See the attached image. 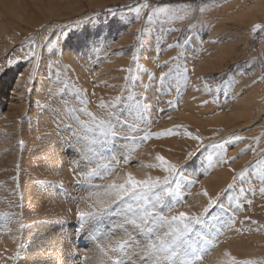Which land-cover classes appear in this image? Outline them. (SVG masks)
<instances>
[{
  "label": "rangeland",
  "instance_id": "374dc122",
  "mask_svg": "<svg viewBox=\"0 0 264 264\" xmlns=\"http://www.w3.org/2000/svg\"><path fill=\"white\" fill-rule=\"evenodd\" d=\"M52 1L61 5L65 14L41 18L39 12L33 10V14L23 17L22 21L26 25L18 21L13 24L6 16H0V25L13 31L6 32L0 38V65L6 66L7 59L27 54L33 42L38 54L32 64H17L0 73V233H10L15 224L16 244L21 246L17 248L19 255L16 264H32L34 258L48 256L55 263L56 256L67 263L70 249L68 245L65 251V240L58 242L57 248L48 251L29 248L28 237L32 235L29 225L49 221L53 224V221L65 218L69 220L68 225L72 226L71 237L77 236L74 231L77 207L87 210V205L96 199H82L87 196V192L82 186L76 185V181L72 188L58 184L49 177L46 162L55 147L58 152L61 151L59 137L70 135L69 129L78 133L84 145L81 154L84 158L76 157L71 149H63L61 155L67 157L68 161L79 160L81 170H98L101 176H109V179L115 177L109 175L105 165L109 170L115 169L121 174L130 167L137 175H163L159 169L148 167L156 163V153L173 162L181 160V175L175 183L179 186L178 195L184 198L185 207L179 206L181 200L177 196L171 198V203H167L166 197V207L175 206L173 214L179 211L204 213L207 197H204L206 200L203 204H197L192 196L202 194V179L210 175L212 170L221 168L226 171L230 180L224 191L212 196H219V200L197 226V234L193 237L194 246L199 249L197 254L203 256L204 260V251L208 247L213 248V251L224 249L228 242L227 236L233 230L234 233H242L239 240L242 236L248 243H256L255 248L249 247L252 252H258L253 259L264 258L262 235L253 232L256 224H252V221H257V224L264 225V210L260 208L264 205L261 203L256 206L252 199L260 196V187L264 188L260 175L254 167H248L245 178L237 180L235 186L225 192L236 173L248 166L249 162L254 165L264 155V30H257L256 33L252 31L255 25L264 23L249 24L255 16L243 15L247 7L254 11L257 0H148L150 5H170L179 9L176 16L182 19L171 21H148L144 16L134 20L133 15L126 10L121 12L124 6L136 5L142 0H118L115 4L107 2L100 5L95 0L97 7L91 8L84 1L77 3L80 7L74 4L77 0ZM189 5L195 10H188L187 17L191 18H185V10ZM110 8L117 11V16L105 15ZM27 18L32 20L29 22ZM201 19L206 22L204 27L198 24ZM80 20L85 22L70 26L73 21ZM190 24L197 25V39H203L202 47L183 46V31ZM177 38L182 42L180 46H176ZM218 47L224 53L213 57ZM133 55L137 57L135 61ZM206 56L207 59L209 56L214 58H211L209 70L200 69V59ZM174 57L178 58L173 60ZM165 61H169L167 67H163ZM185 66L187 72L184 71ZM128 68L132 69L131 74L121 70ZM169 69L172 70L171 75L161 85V72L168 73ZM247 89L255 90L258 94L257 106L253 105V115L247 116V123L241 122V128H231L229 123L223 126L211 124L203 128V118L220 110L228 111ZM117 97H122V100L119 102L120 107L114 111L118 116L123 111L120 118L126 119L127 127L116 125L120 135L110 139L105 148H100L92 144L99 132L88 131L86 125L91 123V118L81 109L86 107L88 112L99 117L105 111L99 107L100 103L116 104ZM185 98L191 101L193 110L183 107ZM81 100H86L87 104L81 103ZM189 112L199 119L196 120L200 124L198 127L194 128L188 123L187 118L196 119ZM228 126L232 130L229 131ZM168 129L178 134L157 137L158 133ZM185 130L194 136L199 135L203 145L222 142L233 133L244 139L227 144L223 150L210 146L200 148L190 160H186V153L196 149L201 142L188 138ZM149 134L148 140L141 139ZM25 145L32 148L30 152H24ZM252 147L258 155H254ZM241 150L245 151L239 155ZM125 155L131 158L130 165H125L121 159ZM234 156H238L235 162L237 166L224 162ZM71 169L62 172V178L68 182L75 179ZM107 182L98 178L92 181L94 184ZM42 185L48 187L47 191L42 189ZM80 190L83 191L78 192ZM253 205L258 208L256 212L261 214L260 217L254 216ZM115 206L117 211H122V204ZM48 207L51 210L49 212ZM113 207L109 210L113 211ZM21 213L23 228H19L16 221ZM122 231L118 228L117 234ZM257 231L264 236V232L258 228ZM84 232L87 233L86 228ZM107 244L112 245V242ZM95 251L100 252L99 249ZM14 256L11 252L6 258L0 259V264H15ZM69 261L75 263L74 259ZM174 261L178 264V258H174Z\"/></svg>",
  "mask_w": 264,
  "mask_h": 264
},
{
  "label": "snow or ice",
  "instance_id": "6c2138e0",
  "mask_svg": "<svg viewBox=\"0 0 264 264\" xmlns=\"http://www.w3.org/2000/svg\"><path fill=\"white\" fill-rule=\"evenodd\" d=\"M222 2V0H221ZM127 11L132 14L134 20H140L142 16L148 21L153 19H161L162 21H171L176 19H182L176 16V12L179 9H174L170 5H150L148 0H142V2L136 5H126L121 12ZM188 10H195V8L189 5V8L185 10L186 17ZM203 11V9H200ZM146 13V15H145ZM106 16L115 17L117 11L115 9H107ZM98 18V17H97ZM84 20L73 21L71 27L78 26L84 23ZM200 27H204L206 22L201 19L198 21ZM257 30H264V25L257 24L253 27V33ZM141 31V30H138ZM199 32L196 24H190L186 30L183 31V46L187 48L188 45L203 46V39H197ZM59 39V37H57ZM50 43V41H49ZM181 40L177 38L176 46L181 45ZM168 47H173L169 45ZM36 45L33 42L29 45L27 54H21L14 59H7L6 66L0 65V73L5 72L8 68H11L17 64H25V66L32 64L38 55L35 51ZM179 56V54H178ZM178 57H174L173 60ZM132 59L135 61L137 57L133 55ZM169 61H165L163 67H167ZM131 74L132 69H121ZM185 72L188 71L185 66ZM195 71V68L192 69ZM172 70L169 69L168 73L161 72L159 82L163 85L164 81L171 75ZM127 79V77H126ZM215 79V77H213ZM211 91V89H209ZM87 95V93H84ZM116 104H106L101 102L99 107L104 109V114L101 116L94 115L88 112L87 108L81 109L86 115L91 118V123L86 125L88 131L99 132L98 137H94L92 144L98 145L100 148H105L110 139H115L120 135L119 129L116 125L127 127L126 119H121L123 111L119 116L114 111L117 107H120V101L122 97L116 98ZM81 103L87 104L86 100H81ZM170 103V102H169ZM207 103V101H205ZM111 108L112 111H108ZM161 112L164 109H160ZM59 127V125H58ZM179 127V126H177ZM68 136H61L60 147L63 149H71L80 159L84 157L81 154L84 152V145L78 138V133L71 132ZM178 133L173 129L165 130L157 134L160 136L177 135ZM185 135L195 141L201 142L202 138L199 135H193L191 132L185 130ZM150 138L149 135L143 136L141 139L146 141ZM244 139L242 136L235 133L232 136L224 139L222 142H213L211 145H203L202 142L198 143L197 148L186 153V160H190L196 152L203 147H212L214 149H225L229 143L240 142ZM23 143L22 141L20 142ZM91 150V149H89ZM254 155L257 154L254 147L251 148ZM245 150H241L239 155H242ZM238 156L231 157L230 160H225V163H235ZM125 165L132 163L129 156H122ZM156 163L148 165L150 168L159 169L163 175H152L145 173L143 175L135 174L131 168L124 171L122 174L117 173L115 169H108L105 165V170L109 172V175L115 178L109 179V176H101L98 170L83 171L79 168V160L74 163L76 166L72 167L71 171L76 179V185L82 186L87 192V196L83 197L84 200H91L96 197L92 203L87 205V210H83L77 207L75 216L76 224L74 231L77 236L84 232L86 226H95L99 218L113 206L122 204V211L119 215L121 223L116 227L125 229L127 239L121 240L114 247L111 244L97 243L96 248L107 258V261L111 264H175L174 258H178V264H199L203 259V256L198 255L199 249L194 246L193 237L197 234V226L201 224L202 219L206 216L210 209L215 206L219 200V196L212 197L207 190L202 192V195L207 197V207L204 209V213L196 214L186 211H179L173 214L174 207H166L167 203H171V198L177 196L181 200L180 207H185L183 203V197L178 195V185L175 183L178 177L181 175V165L183 162H173L167 159L160 153L155 155ZM118 163V161H117ZM248 167H254L260 175L261 181L264 182V155H261L253 165L249 162V165L243 168L241 171L233 176V182L228 185V190L235 186L237 180H243L248 174ZM235 171L234 169H230ZM98 178L100 180H107V183L94 184L93 179ZM260 195L264 197V188L260 190ZM251 204V201H248ZM190 207V206H188ZM71 211V210H69ZM248 219V218H246ZM17 226L19 228L24 227V218L21 213L16 217ZM252 224H257V221H252ZM132 225V233H127L126 226ZM260 228H264V225H259ZM199 239V236L196 237ZM94 241L102 240V236H92ZM21 246L17 245L19 249ZM111 253V255H110ZM19 253L13 257L18 258ZM69 258L78 256V253L69 250L67 253ZM224 256L227 258L225 264H264V258L260 260L256 259H244L237 260V258L231 255L230 252L225 251ZM191 257V259L185 258ZM32 264H53V258L37 257L33 259Z\"/></svg>",
  "mask_w": 264,
  "mask_h": 264
},
{
  "label": "bare ground",
  "instance_id": "6f19581e",
  "mask_svg": "<svg viewBox=\"0 0 264 264\" xmlns=\"http://www.w3.org/2000/svg\"><path fill=\"white\" fill-rule=\"evenodd\" d=\"M81 1L86 2V5H88V7H90V8L93 6L97 7V4H95V0H77V2L75 1L74 4L75 5L81 4L80 3ZM96 1L100 2L99 5L107 3V2H110V4L111 3L115 4L116 2L118 3V0H96ZM254 8L255 9L252 12L251 7H247V10L244 12L243 15L244 16L254 15L255 16L253 18V21H251L249 24H256L259 22L264 23V0H257L255 2ZM33 10H34V12H39V15H41V18L42 17L43 18L44 17L49 18V16L51 14H56L58 16V15H61L63 13V7L61 5L54 4V1H52V0H0V16L3 18L7 17L8 19H10L11 22H13V24L18 23V22L23 23L24 22V21H22L24 19L23 17L28 16L30 14H33ZM63 14H65V13H63ZM35 18H37V17H35ZM28 20L30 22L32 19L31 20L28 19ZM23 24H25V23H23ZM38 25L40 26V24H38ZM17 28H18V26H17ZM6 29H7V27H3L0 25V38L4 34H6V32L7 33L12 32L13 33V31L8 30L9 28L7 30ZM15 33H17V32H15ZM89 47L91 48V46H89ZM216 50H217V53L214 54L213 57L217 56L218 54L224 53V50L221 47H218ZM198 56H199V54H198ZM213 57L209 56L208 59H207V56L204 58L201 57L202 60L200 59V63H201L200 69L209 70L210 69L209 66L212 65L211 58H213ZM216 58H219V57H216ZM198 60L199 59H197V61ZM199 64H197V66ZM216 70H218V69H216ZM196 74H197V72H196ZM257 96H258V94L255 92V90L248 91V89H247V91L242 93V95L238 98V100H236V103L228 111L225 112L224 110H222V111L220 110V112H218V113H212L210 115H207V117L203 118L204 121L201 120V122L205 123L203 128L209 127V126H211V124H214L216 126H223L225 123L231 124L232 125L231 128L232 127L237 128L240 126L242 127V125L240 123L241 122L244 123L245 121H246L245 123H247V116L250 117V115L252 114V110H254L253 105L257 106V104H255L257 101V98H258ZM190 102H188L185 98L183 107L186 109L193 110L192 104ZM259 102L261 103L260 100H259ZM188 114L196 118L195 120L191 119V118H187L188 123L194 125L195 126L194 128L198 127L200 124H198L196 120L199 121V119L192 112H189ZM243 126H244V124H243ZM231 128L230 129L227 128V129L230 131V130H232ZM207 134H208V132H207ZM214 135H215V133H214ZM203 136H204V134H203ZM263 136H264V134H263ZM252 142H255V140H253ZM254 144L255 143H253V145ZM31 149L32 148L28 147L27 145H25L23 147V150L26 153L30 152ZM15 150L17 151V149H15ZM62 150H63V148H61V151ZM60 152H58L57 148L55 147L52 151V155H51L49 161L46 162L47 168L49 169V177L51 180L53 179L58 184H61V185L63 184L66 187L71 186L73 188V183L76 181V179H74L72 182H68L66 179L62 178V172L65 169L74 167L75 163L73 162V159H72V161L66 160L67 157L65 158V156H62ZM262 152H263V150H262ZM24 159H25V157H23V161H24ZM230 165L231 166H237V165H235V163H230ZM220 169L212 170L210 175H208L204 179H202V182H201L202 190L201 191L207 190L210 196L217 195L220 192L224 191V189L227 186L230 178H229V174L226 171H222ZM237 171H239V170H237ZM239 183H241V182H239ZM66 184H68V186ZM256 185H257V183H256ZM42 187H43L42 189L44 191H47L48 187L46 185H42ZM256 188L258 189V186ZM256 188H255V191H256ZM260 188L262 189V187H260ZM83 190H85V189H83ZM83 190H80L78 192H82ZM69 193H70V191H69ZM204 197L205 196H203L201 193L195 194L192 196V198L194 199V202H196L197 204L198 203L203 204L206 200V198H204ZM252 199L254 202H256V206H257V204L260 205L261 203L264 205V197H262L261 195L255 196V198H252ZM56 205H58V204H56ZM252 208H254V211H253V214H255L254 216L260 217L261 214L256 212V210L258 208H256L255 205H253ZM260 208H263V210H264V206L260 207ZM53 210H57V209H53ZM49 211H51V210L48 207L47 212H49ZM120 213H121V211L119 212V211H117V208L115 209L113 207V211L108 210L103 215V217L99 218L101 221L98 219V221L96 222L97 224L95 226H86V232L87 233L82 232L83 234H81L80 236H74V237H71V231L70 230L72 229V226L68 225L69 220H67L65 218H60L59 219L60 221L58 220L59 222L53 221V224H51L50 221L46 222V223L43 222L42 224L40 222L33 223L32 225H29L30 230L32 231V235L30 234V236L28 237V239H29V245L28 246H29V248H31L33 250L38 249L41 251H48V250L53 249V247L57 248V243L65 240L66 241L65 242L66 243L65 248H64L65 251L68 249V245H69V249L78 253V256L72 257V258L67 257L68 258L67 263L64 260L58 259L56 256V257H54V259H56L57 264H72L71 263L72 261H69V259L70 260L74 259L75 260L74 264H111V262L107 261V258L104 256L103 253H101V252L97 253L95 251V250H97L96 244L97 243L107 244L109 242H112V246L114 247L118 242H121L122 238L127 239V234H126L125 229H123V231L121 233L117 234L118 233V227H116V225L121 223V218H119ZM248 223H250V222H248ZM260 224H262V223H258L256 225H254L255 228H253V232L255 234H257L258 236L262 235L261 239L264 242L263 234H261V233L259 234L257 231V228H258L260 231L264 232V228L259 227ZM131 228H132L131 225L126 226L127 233H131L133 231ZM219 232L221 234V231H219ZM241 234L242 233H234V231L232 230L231 233L227 236L228 242L225 240V242H227V244H226V246L224 245V249H222V250L217 248L219 251H213V248L208 247L204 251L205 259L202 260V263L200 262V264H225V262L227 260V258L224 256L225 251L230 252L231 255H233L237 258V260L253 259L258 252H252V250H250L249 247L253 246L255 248L256 243L255 242L248 243L247 240L244 239L242 236H241V240H239V237ZM94 235L102 236V237H104V239L94 241L92 239V236H94ZM223 235H224V233H223ZM51 241H53V243ZM16 243H18L17 242V233L15 231V224L13 223V227H12L10 233H0V259H3V257L6 258L9 254H11V252H13L16 256L17 255V244ZM244 244H246L248 247L245 246ZM110 255H111V253H110ZM0 263H1V261H0ZM14 263L15 264L17 263V258H16ZM56 263H55V261H53V264H56Z\"/></svg>",
  "mask_w": 264,
  "mask_h": 264
}]
</instances>
